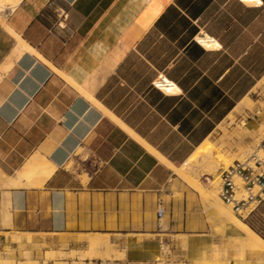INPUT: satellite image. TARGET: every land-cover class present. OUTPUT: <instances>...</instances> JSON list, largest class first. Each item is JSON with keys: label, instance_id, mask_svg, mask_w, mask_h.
Segmentation results:
<instances>
[{"label": "crops", "instance_id": "obj_1", "mask_svg": "<svg viewBox=\"0 0 264 264\" xmlns=\"http://www.w3.org/2000/svg\"><path fill=\"white\" fill-rule=\"evenodd\" d=\"M259 1L22 0L7 10L0 23V168L12 167L15 188L0 187L8 214L1 228L24 236L10 244L88 253L100 239L97 253L111 247L105 264H154L166 246L206 229L199 195L137 138L179 166L227 118L233 123L254 106L249 97L264 89ZM206 36L220 48L195 42ZM159 77L178 92L155 89ZM34 157L55 167L42 185L19 177ZM244 220L264 239V202ZM238 233L235 227L232 242ZM230 252L238 255L235 243Z\"/></svg>", "mask_w": 264, "mask_h": 264}, {"label": "rangeland", "instance_id": "obj_2", "mask_svg": "<svg viewBox=\"0 0 264 264\" xmlns=\"http://www.w3.org/2000/svg\"><path fill=\"white\" fill-rule=\"evenodd\" d=\"M249 99L253 101L254 106L251 109H247L246 112L244 110L237 114L232 120L233 123H230V119L227 118L220 125L219 131L206 141H209L208 143L214 146L211 145L212 150L207 149L205 154H200L201 156L199 155L197 158L199 161L197 160L198 162L196 161L195 163L200 164V159H203L205 155L209 154H218L222 158L226 157L223 158L225 161H231L227 166L224 165L223 162L219 164L221 167L219 166L218 172H216L219 173V187L221 172L235 160H243L254 152H258L260 155L264 156V152L261 151L259 147L260 141L264 135V127H262V124H264V89L254 92ZM258 111H261L260 117L256 115ZM248 121L251 122L249 123ZM245 130L247 131L245 132ZM206 144L204 145L205 147ZM8 174H13L12 167L0 168V187L15 188L10 182L13 178ZM175 177V181L180 182L187 186L188 189L196 192L176 175ZM212 177L213 176L206 177V175H204L201 176L202 179L200 178V180L204 185L208 186ZM218 192L219 189L216 192L217 197H219ZM199 197L206 207L208 227L203 231L196 232L194 236L183 237L180 246L174 248L166 246L163 256L157 259L154 264H241L237 253L232 254L230 252V247L233 246L232 240L236 237L234 223L232 221L221 220L214 211L208 207V202H206L202 196L199 195ZM4 206L5 204H3L2 209H0V264L103 263L102 259L105 258L99 253L69 250L67 246L62 247L66 251L54 252L50 247L40 246L38 244H31L29 246L10 244L9 239H12V242L20 243L23 241L22 237L24 236L15 232L11 234L5 233V230L1 228L7 225L6 219L8 218V214L4 215ZM224 206L232 211L235 218L245 222L244 219L235 214L231 206L226 204H224ZM258 225L264 227V220ZM27 237L30 241V237ZM45 249L50 251L43 254L42 251ZM173 250H175L176 253H174ZM117 256L123 257L122 255ZM251 264L257 263L254 262Z\"/></svg>", "mask_w": 264, "mask_h": 264}, {"label": "bare ground", "instance_id": "obj_3", "mask_svg": "<svg viewBox=\"0 0 264 264\" xmlns=\"http://www.w3.org/2000/svg\"><path fill=\"white\" fill-rule=\"evenodd\" d=\"M21 1L22 0H0V23L4 25L3 23L4 13L7 10H14L20 4ZM242 1L248 5H257L261 3L259 0H242ZM17 41L19 43V46H18L19 48H21L22 50L28 49L27 46L23 42H21L20 40H17ZM199 41L201 42V45L205 49L220 48L219 43L216 40L208 36L200 38ZM166 82H168V84H164V83L158 84V86L160 87L162 91H164L166 94H173V93L178 92V88L174 84L170 83L167 80ZM90 98L93 100L92 97ZM98 106L101 107L99 104ZM104 111L116 123L120 124L125 130H127L128 133L133 135V133L129 131L121 122H119V120H117L111 113H109L105 109ZM137 139L139 140V142H141L144 145L145 148H147L150 151V153H153L155 157L161 163L165 164L167 168L171 170L178 178H180L182 181L188 184L191 188H193L200 196H202L206 200V202H208V205H209L208 207L212 209L214 213L221 220L232 221L234 223L235 227L239 231L238 233L239 235L237 236L236 241L235 242L233 241V243L236 244V250L238 251L239 260L241 264H251V262L248 261L246 258L247 254H250L256 260L257 264H264V239H262L257 233H255L244 221L235 218L233 216L232 211L226 206H224V203H222L221 199L217 197L216 195V192L219 189V182H218L219 173H216L218 172V169H219L218 167L220 166L219 164L220 162H223L224 165L227 166V164L230 163L231 161H228V162L225 161L223 158H226V157L222 158L218 154H214V155L209 154V155H205L203 159H200V162H199L200 164L198 163L195 164L200 154L202 153L205 154L207 149L212 148L211 147L212 144H209L208 143L209 141L208 142L205 141L200 147H198L189 156V158L182 165L177 166L171 163L170 161H168L163 155L156 152L154 149H151V147L147 146L146 143L144 144L143 141H141L139 138ZM205 144H206V147L204 146ZM35 157H37V155ZM35 157L34 159L31 158L32 160H29L30 161L29 163H26L27 165L25 166V168H23L24 169L23 171L21 172L19 171L20 172L19 177L30 180V182L35 181L36 184L42 185L49 177H51L52 173L54 172L55 167L52 164H50V162L46 161L45 159H41L39 157L35 158ZM204 175H206V177L213 176L208 186L204 185L203 182L200 180L201 176H204ZM16 182L20 183L18 185H21L22 181L21 182L16 181ZM99 240L97 239L91 240L90 252L97 253L102 243ZM106 248H107L106 255H102V256L104 258L113 259L112 254L109 252L111 251L109 250L110 249L109 243L107 244ZM103 264H105V261L103 262Z\"/></svg>", "mask_w": 264, "mask_h": 264}, {"label": "built area", "instance_id": "obj_4", "mask_svg": "<svg viewBox=\"0 0 264 264\" xmlns=\"http://www.w3.org/2000/svg\"><path fill=\"white\" fill-rule=\"evenodd\" d=\"M199 39L195 38V42L201 45ZM162 83L168 84L166 79L159 77L153 82V87L162 91L158 86ZM259 147L264 152V135ZM220 180L219 198L231 206L237 216L246 219L264 202V156L254 152L243 160H235L221 172ZM165 214L164 202L159 198L158 219L162 220Z\"/></svg>", "mask_w": 264, "mask_h": 264}, {"label": "trees", "instance_id": "obj_5", "mask_svg": "<svg viewBox=\"0 0 264 264\" xmlns=\"http://www.w3.org/2000/svg\"><path fill=\"white\" fill-rule=\"evenodd\" d=\"M155 89H156V88H155ZM247 224H248L253 230L257 231L255 225H254L252 222L247 221ZM260 234H261V236L264 238V235H263L262 233H260Z\"/></svg>", "mask_w": 264, "mask_h": 264}]
</instances>
